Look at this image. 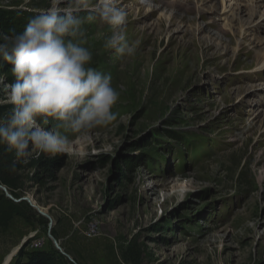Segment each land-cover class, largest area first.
<instances>
[{"label":"rangeland","instance_id":"1","mask_svg":"<svg viewBox=\"0 0 264 264\" xmlns=\"http://www.w3.org/2000/svg\"><path fill=\"white\" fill-rule=\"evenodd\" d=\"M224 1L117 0L135 46L125 58L103 48L107 25L86 22L90 66L121 92L116 119L73 134L68 153L33 152L56 167L52 175L27 167L17 193L52 222L16 217L0 230V264L26 237L30 253L55 248L51 223L77 264H126L131 242L144 264H264V29H250L249 0L225 28L223 9L237 0ZM256 5L262 16L264 2ZM53 6L65 4L0 0L26 24ZM0 77L3 98L15 77ZM47 119L38 123L50 130Z\"/></svg>","mask_w":264,"mask_h":264},{"label":"clouds","instance_id":"2","mask_svg":"<svg viewBox=\"0 0 264 264\" xmlns=\"http://www.w3.org/2000/svg\"><path fill=\"white\" fill-rule=\"evenodd\" d=\"M61 10L53 6L29 18L22 33L5 35L0 58L13 67L15 82L4 85L0 106L12 105L0 116V145L14 152L11 170L28 164L33 152L55 157L68 153L73 134H85L116 119L113 108L121 92L110 73L91 67L93 53L86 47V22L99 19L110 29L103 48L117 58L131 57L134 44L126 37L127 12L117 0H96L87 17L89 0H62ZM4 77H0L3 84ZM42 118L54 124L45 130Z\"/></svg>","mask_w":264,"mask_h":264},{"label":"trees","instance_id":"3","mask_svg":"<svg viewBox=\"0 0 264 264\" xmlns=\"http://www.w3.org/2000/svg\"><path fill=\"white\" fill-rule=\"evenodd\" d=\"M23 18L24 15L21 16L16 12L0 8V36L23 32L27 25ZM12 67L6 60L0 58V76L8 77L11 75ZM0 97L2 98V95ZM11 107L13 106H0V116H3ZM14 159V152L9 153L6 151V145H0V183L11 189L16 198H20L17 193L20 185V173L24 172L27 167L37 169L40 173L43 171L49 175L53 174V169L56 167L55 162L33 157L27 165L17 164L15 170H11L10 166ZM36 215V211L28 202L16 203L0 190V230L8 228L16 217L31 222ZM53 234L56 236L55 232ZM27 248L28 246H25L20 250L15 264H73L56 248L35 253L28 252ZM122 259L126 264H144L143 252L135 242H131L122 252Z\"/></svg>","mask_w":264,"mask_h":264},{"label":"bare ground","instance_id":"4","mask_svg":"<svg viewBox=\"0 0 264 264\" xmlns=\"http://www.w3.org/2000/svg\"><path fill=\"white\" fill-rule=\"evenodd\" d=\"M232 1H235V0H231V2ZM239 1H243V0H239ZM263 1L264 0H249V2H248V3L253 2L252 4L255 3V6L252 5V7H253L252 8V12L249 13V16H246L247 18L252 20V24L250 25V29L253 30L254 32H257V31H259L261 29H264V13L262 14V16H260L258 14V9H257V5H256L258 3L259 7H261L262 6L261 4H262ZM246 2H247V0H246ZM223 3L225 4L224 0H223ZM234 5H230V4L228 6L225 5L226 7L223 9V12L225 14H228L226 16L225 23H224V27L228 28V29H231V26H230L231 20H237V19H239L240 15L247 14L246 13V8H245L246 7L245 3L242 4V3H239V2L236 1L234 3ZM247 12H249V11H247ZM258 17H260V18L258 19ZM263 69H264V62L262 63V65L260 67L261 71ZM18 248L19 247H15L11 251V253L9 254V256H8V258H7V260L5 261L4 264H9L10 263V261L16 256Z\"/></svg>","mask_w":264,"mask_h":264},{"label":"water","instance_id":"5","mask_svg":"<svg viewBox=\"0 0 264 264\" xmlns=\"http://www.w3.org/2000/svg\"><path fill=\"white\" fill-rule=\"evenodd\" d=\"M0 190H2L4 192V194L12 201L16 202V203H20V202H23V201H26L29 203V205L38 213L40 214L41 216L49 219L51 222H52V219L51 217L46 214L45 212H43V210L40 208V206H38L36 203L33 202L32 199L30 198H16L13 194H11L9 192V189L7 188V186L3 185L0 183ZM51 229H52V223L50 224V227H49V237L51 238V240L53 241L54 243V246L55 248L62 254L64 255L71 263L73 264H77L61 247L60 243L57 241V239L55 238V236L52 234L51 232ZM31 239V237H26L22 243L19 245V248L17 250V253L16 255L19 253V251L24 247V245ZM11 262V261H10ZM10 264V263H9Z\"/></svg>","mask_w":264,"mask_h":264}]
</instances>
